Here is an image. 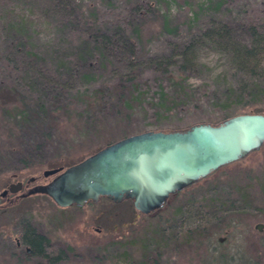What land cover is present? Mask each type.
<instances>
[{"label": "rangeland", "instance_id": "rangeland-1", "mask_svg": "<svg viewBox=\"0 0 264 264\" xmlns=\"http://www.w3.org/2000/svg\"><path fill=\"white\" fill-rule=\"evenodd\" d=\"M211 18L245 39L246 22L264 23V0H0V74L7 76L0 91V192L10 183H22L19 192L0 197V264H47L16 246L26 224L64 247L65 258L57 264H137V236L151 239L160 228L178 232L191 226L205 235L202 243L175 247L169 241L159 248L158 264H203L208 252H225L223 246L232 254L238 247L248 264H264V248L259 246L264 243V143L145 216L129 200L114 203L102 197L80 207L59 208L43 194L20 196L50 181L52 176L43 177L42 170L58 164L64 168L125 136L217 124L225 112L255 113L252 107L226 110L220 101L201 98L157 116L147 106L155 90L151 78H119L128 72L130 58L144 62L166 53L167 40L180 42L205 28ZM83 25L99 26L110 35L102 54L90 46L82 53ZM122 42L131 47V56L121 48ZM5 57L14 60L16 68ZM61 59L64 69L78 73L54 75L52 65ZM202 60L201 76L220 91L231 75L224 58L208 54ZM27 70L52 78L54 85L43 89L44 107L36 109L30 103V112L21 115L26 103L21 97L26 96L17 90ZM197 82L195 77L188 79L191 85ZM73 89L87 93L76 96ZM136 93H142L140 104L122 103L124 96ZM84 103H92L93 110L85 113ZM257 106L264 111V105ZM218 204L222 212L215 208ZM129 238L134 239L133 249L128 262L122 263L106 250L107 244Z\"/></svg>", "mask_w": 264, "mask_h": 264}, {"label": "trees", "instance_id": "trees-1", "mask_svg": "<svg viewBox=\"0 0 264 264\" xmlns=\"http://www.w3.org/2000/svg\"><path fill=\"white\" fill-rule=\"evenodd\" d=\"M67 21L69 22V20ZM244 25L246 38L242 39L233 32L228 24L211 18L209 24L205 28L190 32L182 41L176 42L167 40L168 50L166 53L151 56L144 62H135L130 58L126 62L128 72H125L123 75L121 74L119 78L132 81L140 77V74L150 77L155 89L153 94L155 95L153 96V94H151V96H149V103L147 106L157 116L163 113L165 114L171 109L194 103L195 100L201 98L208 99L213 103L220 101L221 105H224L223 107L226 110L231 106L240 105L241 107H252L255 113L263 114V108L257 105H264V23L246 22ZM79 29L81 32L79 44H81L82 53L86 48L89 49L90 46L93 51L97 50V52L102 54L103 50L106 49L109 44L108 39L110 35L99 26L90 27L88 25H83ZM121 48L130 56L132 55L131 47L127 44L122 42ZM208 54H216L223 57L226 68L231 71L226 85L223 86L220 91L216 86L217 84H214V87L211 89V84H206L208 80L201 76V68L204 65L202 59ZM5 59H7V63L12 64L16 68V62L14 60H10L9 57H5ZM68 59V57H65L66 61ZM65 60L63 61V59H61L59 62H55V64L52 65L51 69L57 77L64 72L71 75H76V73H78V69H74L73 71L64 69ZM225 76L226 75H224V78ZM3 77L7 76L0 74V91L4 89L3 85L5 83V78L3 79ZM192 77L198 79L197 84L191 85L188 83V79ZM22 80V82L19 81L20 85L18 86L21 88L17 90V92L20 96H26L21 97L26 103H23V110L20 112L21 115H26L30 112L28 109L30 103H32L36 109L44 107L46 102L44 90L50 85L53 87L54 82L52 78L42 76L40 73L37 74L36 72L31 73L29 70L25 71V76L22 77ZM214 83H216V81ZM60 87L61 85H59V88ZM73 90L76 96H84L85 93H87L85 89ZM131 91L132 90H130V93ZM218 94L223 98H219ZM30 96L32 97L30 98ZM32 99H36V102ZM79 102H81V99ZM132 102L140 104L142 102V93H136L135 96L131 94L129 96H124L122 101L123 104L128 106ZM91 104L86 106V103H84L85 113L89 110H93ZM82 107L81 111H83ZM227 117H229V115L225 112L224 118ZM90 118H93L92 113ZM85 119V127L87 128L89 125L88 116H86ZM37 147L35 146L36 149ZM56 167L62 166L58 164L52 168ZM188 187L172 195H178ZM172 195H170V197ZM201 201L204 202L206 200ZM216 207L220 208L218 211L222 212L220 204L216 205L215 208ZM217 217L219 216L217 215ZM156 235L155 238L151 239L144 235L137 236L136 240L139 242V258L137 264H158L160 255L159 248L166 245L169 241H172L175 247L181 245L190 247L193 244H201L205 236L197 231L196 226H191L178 232L169 231L167 228H160L156 230ZM207 240L206 238L205 241ZM18 242L20 245L29 249L28 253L30 255L41 258L46 261L47 264H57L62 261L66 255L62 245L50 241L46 236L36 232L28 224L22 228L18 237ZM133 245V238L124 240L116 239L108 242L106 250L112 257H115L118 261L123 263L128 262ZM259 246L264 248V243L261 242ZM222 248H225L226 251H219L217 255L208 252L207 260H202L203 264H212V262L215 264H231L232 262H234V264L249 263V258H247L244 252L240 251L238 247L233 254L227 251L225 246ZM251 264H253V262H251ZM254 264L259 263L254 262Z\"/></svg>", "mask_w": 264, "mask_h": 264}, {"label": "water", "instance_id": "water-1", "mask_svg": "<svg viewBox=\"0 0 264 264\" xmlns=\"http://www.w3.org/2000/svg\"><path fill=\"white\" fill-rule=\"evenodd\" d=\"M263 143L262 113L236 114L217 124L198 123L182 130L144 131L109 143L64 168L42 170L43 177L52 176L50 181L20 196L43 194L59 208L80 207L102 197L114 203L129 200L136 212L147 215L161 208L170 195ZM21 188L20 181L10 183L0 197Z\"/></svg>", "mask_w": 264, "mask_h": 264}, {"label": "flooded vegetation", "instance_id": "flooded-vegetation-1", "mask_svg": "<svg viewBox=\"0 0 264 264\" xmlns=\"http://www.w3.org/2000/svg\"><path fill=\"white\" fill-rule=\"evenodd\" d=\"M19 245H20L19 242L16 241V246H19ZM24 249H25V252H27V251H26L27 247H24Z\"/></svg>", "mask_w": 264, "mask_h": 264}]
</instances>
